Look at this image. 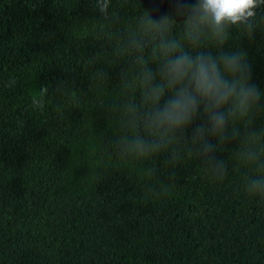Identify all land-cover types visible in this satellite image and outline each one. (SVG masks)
Here are the masks:
<instances>
[{"label":"trees","instance_id":"obj_1","mask_svg":"<svg viewBox=\"0 0 264 264\" xmlns=\"http://www.w3.org/2000/svg\"><path fill=\"white\" fill-rule=\"evenodd\" d=\"M168 8L111 0L106 19L93 0H0V264H264V198L246 190L264 176V152L245 162L246 136L218 153L222 180L187 157L174 170L161 164L153 181L131 163L93 166L116 133L99 103L111 104L120 76L136 70L132 57L111 55L119 35L136 30L144 10ZM237 48L264 91V26L251 41L233 30L225 50ZM98 69L107 82L95 80ZM45 85L41 111L31 99ZM252 143L259 151L264 135ZM160 181L167 195L153 194Z\"/></svg>","mask_w":264,"mask_h":264},{"label":"clouds","instance_id":"obj_2","mask_svg":"<svg viewBox=\"0 0 264 264\" xmlns=\"http://www.w3.org/2000/svg\"><path fill=\"white\" fill-rule=\"evenodd\" d=\"M159 3L168 4V10L158 17L144 10L136 30L121 33L112 50L114 60L132 57L136 70L120 76L111 104L99 103L114 119L116 133L93 166L106 170V158L114 164L131 163L142 180L153 181L161 164L174 170L187 157L198 160L214 180H222L227 168L218 153L230 140L247 137L249 143L240 153L247 163H256L264 152V145L257 151L252 143L264 135V128H253L264 119V91L252 83L247 52L225 50L233 30L254 39L264 26V16L258 17L264 0ZM110 6L111 0H93V8L106 19ZM95 80L103 84L108 75L98 69ZM14 84L11 80L5 86ZM63 88L64 82H58L55 90ZM48 94L49 87L41 86L31 99L32 107L42 111ZM161 154L164 159L158 164ZM258 167L264 171V162ZM160 183L159 192L153 194L167 195L171 186ZM246 190L264 198V176L250 180Z\"/></svg>","mask_w":264,"mask_h":264}]
</instances>
